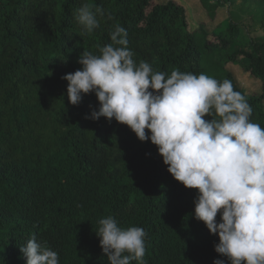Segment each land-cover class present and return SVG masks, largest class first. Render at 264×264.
<instances>
[{"label":"trees","instance_id":"1","mask_svg":"<svg viewBox=\"0 0 264 264\" xmlns=\"http://www.w3.org/2000/svg\"><path fill=\"white\" fill-rule=\"evenodd\" d=\"M197 1L211 22L236 3ZM243 3L260 8L262 37L230 16L209 33L176 0H0V264H26L19 247L33 236L59 264H108L95 231L109 215L145 230L147 264H229L214 251L217 236L194 218L196 190L175 181L156 147L127 126L87 119L98 108L93 93L69 104L61 77L81 67L83 52L111 43L119 23L137 63L231 80L264 127V0ZM83 4L104 11L92 33L75 19ZM230 65L259 90L243 89Z\"/></svg>","mask_w":264,"mask_h":264},{"label":"clouds","instance_id":"2","mask_svg":"<svg viewBox=\"0 0 264 264\" xmlns=\"http://www.w3.org/2000/svg\"><path fill=\"white\" fill-rule=\"evenodd\" d=\"M98 15L103 9L88 4L75 10L88 33L100 27ZM109 38L98 54L83 52L81 67L61 77L69 104L93 93L98 108L87 119L127 126L156 147L175 181L196 190L194 218L217 236L215 253L229 264H264V127L252 121L246 96L228 79L178 69L168 74L137 63L119 23ZM95 235L108 264H147L142 227H122L109 215L98 221ZM19 251L26 264H59L58 253L34 236Z\"/></svg>","mask_w":264,"mask_h":264},{"label":"rangeland","instance_id":"3","mask_svg":"<svg viewBox=\"0 0 264 264\" xmlns=\"http://www.w3.org/2000/svg\"><path fill=\"white\" fill-rule=\"evenodd\" d=\"M182 4L188 11V19L190 24L204 23L206 31L209 33L215 29V26L230 16L233 22H241L245 27L249 28L252 37L259 38L263 36V32L259 28L260 8L254 4L243 3V0H235L236 3L231 9L222 8L218 10V18L215 22H211L207 13L201 8L197 0H176ZM236 76L238 84L246 91L259 90V84L256 80L244 74L241 69L235 66H228Z\"/></svg>","mask_w":264,"mask_h":264}]
</instances>
